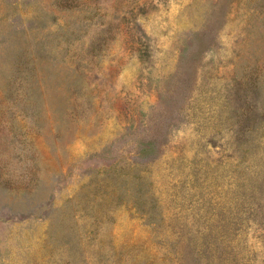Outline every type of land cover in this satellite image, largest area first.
<instances>
[{
    "label": "rangeland",
    "instance_id": "obj_1",
    "mask_svg": "<svg viewBox=\"0 0 264 264\" xmlns=\"http://www.w3.org/2000/svg\"><path fill=\"white\" fill-rule=\"evenodd\" d=\"M0 264H264V0H0Z\"/></svg>",
    "mask_w": 264,
    "mask_h": 264
}]
</instances>
